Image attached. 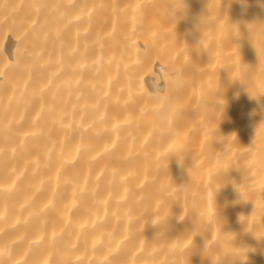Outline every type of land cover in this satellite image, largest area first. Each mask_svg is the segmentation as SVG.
<instances>
[{
    "label": "bare ground",
    "instance_id": "bare-ground-1",
    "mask_svg": "<svg viewBox=\"0 0 264 264\" xmlns=\"http://www.w3.org/2000/svg\"><path fill=\"white\" fill-rule=\"evenodd\" d=\"M169 2L0 0V264H264V9Z\"/></svg>",
    "mask_w": 264,
    "mask_h": 264
},
{
    "label": "clouds",
    "instance_id": "clouds-1",
    "mask_svg": "<svg viewBox=\"0 0 264 264\" xmlns=\"http://www.w3.org/2000/svg\"><path fill=\"white\" fill-rule=\"evenodd\" d=\"M233 0H223L222 3H226L230 5ZM235 2L246 4L247 0H235ZM259 6L264 9V0H257ZM169 9V13L171 19L177 23L178 20L185 17L187 14V5L186 0H170L167 5ZM222 11V7H221ZM223 12V11H222ZM206 16L200 18L199 22V30L202 32V37L199 41L198 47L202 50L207 51L203 45V33L207 27V22L205 19ZM222 31H227L230 36H232L233 32L238 33V35L233 36L232 39L238 45V51L241 47V40L244 39V33L247 32V40L248 42L255 48L257 52L258 62L256 65L244 64L240 59V70L241 75L239 78L234 79L231 73L235 70L234 65H225L223 68L227 70L229 74V81L231 84H238L241 91L247 93L250 99L259 100L261 97H264V89H262L259 85V80L264 79V70H262V66H264V56L261 55L260 46H264V17H257L252 21L241 20L235 24L227 23L222 29ZM173 83L179 86L182 83L181 79H176ZM220 88L223 89V92L217 91L216 95L219 98L224 100V92L225 88L220 85ZM163 92V89H161ZM160 94V93H157ZM235 95L238 97L240 95V91H237ZM222 104L215 103V108H222ZM264 123V122H262ZM255 141V137L253 139V143ZM177 158V157H176ZM178 159V158H177ZM153 222V221H152ZM201 229L204 228L203 225L200 226ZM230 247L237 248L240 250H245L244 248H240L234 246L233 241L227 242ZM216 255H218L219 259L217 260V264H224L225 258H230V264H236L237 261H243L239 258V256L233 251H225L224 244L220 241H217L216 246ZM178 264V261H177Z\"/></svg>",
    "mask_w": 264,
    "mask_h": 264
}]
</instances>
